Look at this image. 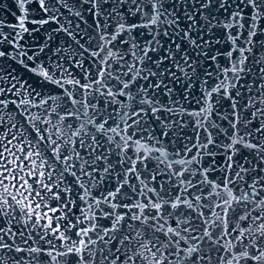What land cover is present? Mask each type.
Instances as JSON below:
<instances>
[{
    "label": "snow or ice",
    "instance_id": "1",
    "mask_svg": "<svg viewBox=\"0 0 264 264\" xmlns=\"http://www.w3.org/2000/svg\"><path fill=\"white\" fill-rule=\"evenodd\" d=\"M0 264H264V0H0Z\"/></svg>",
    "mask_w": 264,
    "mask_h": 264
},
{
    "label": "water",
    "instance_id": "2",
    "mask_svg": "<svg viewBox=\"0 0 264 264\" xmlns=\"http://www.w3.org/2000/svg\"><path fill=\"white\" fill-rule=\"evenodd\" d=\"M5 2H7V0H5Z\"/></svg>",
    "mask_w": 264,
    "mask_h": 264
}]
</instances>
